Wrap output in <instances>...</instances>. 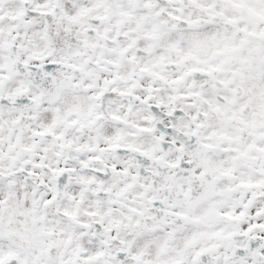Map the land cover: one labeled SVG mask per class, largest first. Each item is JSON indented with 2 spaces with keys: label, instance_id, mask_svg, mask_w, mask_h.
Instances as JSON below:
<instances>
[{
  "label": "snow or ice",
  "instance_id": "6c2138e0",
  "mask_svg": "<svg viewBox=\"0 0 264 264\" xmlns=\"http://www.w3.org/2000/svg\"><path fill=\"white\" fill-rule=\"evenodd\" d=\"M0 264H264V0H0Z\"/></svg>",
  "mask_w": 264,
  "mask_h": 264
}]
</instances>
